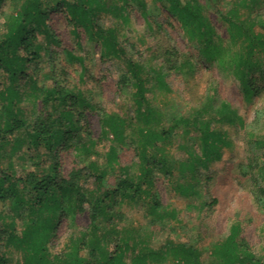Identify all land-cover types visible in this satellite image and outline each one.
<instances>
[{
  "label": "trees",
  "instance_id": "1",
  "mask_svg": "<svg viewBox=\"0 0 264 264\" xmlns=\"http://www.w3.org/2000/svg\"><path fill=\"white\" fill-rule=\"evenodd\" d=\"M5 1L0 0V8ZM153 1L166 5L168 13L177 20L187 38L195 43L196 56L202 63L216 65L222 71L231 70L244 98L262 94L253 73L260 74L259 64L254 58L257 54H264V21L243 18L241 13L244 9H252L256 0H238L221 15L227 35L226 45L216 39L215 30L203 15L198 0ZM131 3H136L145 15L144 0H24L3 24L0 32V76H4L0 83V151L8 145L12 154L17 153L24 144V140H18L16 135L22 129L28 137L27 154L36 168L39 166L37 157L30 152L39 147L54 157L59 150L71 147L83 155L94 153L93 148L98 142H80V133L90 134L85 128L87 122L83 111L93 109L81 94L56 85L44 93L42 107L34 119L28 122L23 118L22 103L29 100L35 106L39 99L35 74L28 73L27 69L29 65L38 63L41 53L47 51L38 43V37L50 40L49 15L57 10L65 15L74 34L81 29L91 39L97 40L103 58L125 62L126 74L122 83L131 81L135 89L136 119L130 122L114 116L103 117L99 140L110 142L105 158L111 166L117 163L115 144H124L130 137L135 144L137 169L134 176L120 178L114 187L105 188L107 172L94 162L74 169L68 175L61 172L58 161L54 162L49 173L31 171L21 177H17L10 166L0 168V203L6 208L3 214L0 213V250L5 247L21 256L20 262L12 263L6 252L0 253V264H162L167 258L172 259L173 264H200V254L192 246L168 241L159 248H153L142 238L141 232L133 234L118 229L112 221L122 220L117 209L121 202L138 200L141 195L148 197L150 194L152 219L165 217L153 200L152 174L159 170L165 177H170L174 171L168 165L163 147L170 141L171 131L191 125L199 132L201 155L188 153L189 159L180 163L181 171H189L195 179V163L206 167L211 157L219 158L220 147L228 145L224 133L215 126L227 123L243 127L244 120L226 102H221L216 108L210 103L208 107L213 115L207 119H202V111H196L191 119L173 118L167 129L159 128L161 114L148 106L145 94L149 91L147 84L153 78L159 88L167 87L164 74L152 71L143 60L132 62L126 59L118 30L95 24L101 14L128 22L127 7ZM255 26L262 31H256ZM46 54L52 56L50 52ZM170 56L175 58L169 70L181 74L196 71L197 64L191 57L182 56L178 60V55L177 58L174 54ZM18 80L31 84V92L23 95L16 87ZM260 115L264 125V110ZM131 128L133 132L128 136L127 130ZM75 139L79 140L77 146L71 145ZM253 143L263 147L264 136L254 139ZM256 165L257 179L264 180V158L260 165ZM88 180L94 186L86 191L83 185ZM257 188L256 205L264 213V186L259 184ZM178 190L184 195L194 193L191 184L179 186ZM86 205L91 207L88 226L77 235H71L61 253L51 254L49 243L58 222L61 219L75 220L78 214L85 212ZM16 219L21 222L19 232L16 231ZM262 230L264 232V226ZM241 231V223L234 221L227 237L212 247L210 255L216 264H264L241 239Z\"/></svg>",
  "mask_w": 264,
  "mask_h": 264
},
{
  "label": "rangeland",
  "instance_id": "2",
  "mask_svg": "<svg viewBox=\"0 0 264 264\" xmlns=\"http://www.w3.org/2000/svg\"><path fill=\"white\" fill-rule=\"evenodd\" d=\"M23 1L6 0L1 6L0 32L3 24ZM236 1L238 0H198L203 15L215 30L216 39L223 45L228 41L221 15ZM144 3L145 15H142V10L136 3H131L127 7L128 22L123 23L119 18L101 14L95 24L101 28L118 30L119 43L126 52V59L132 62L143 60L152 71L164 74L167 87L159 88L154 78H151L147 84L149 91L145 94L148 106L161 114L159 128L167 129L173 118H190L196 111H202V119H207L213 115L208 107L210 103L216 108L221 102H226L237 112L244 120V126L227 123L215 126L224 133L228 145L221 146L219 158L211 157L206 167L195 163V179H192L189 171H181L180 163L189 159L188 153L201 155L199 132L191 125L179 126L171 131L170 141L163 147L168 165L174 171L170 177H165L159 170H154L152 174L155 194L153 200L158 203V211L165 214V217L153 220L149 210L152 195H141L138 200L121 202L117 209L122 220H113L112 223L116 228L133 234L141 232L142 238L153 248H159L168 241L192 246L200 254V264H216L210 255L212 247L227 237L231 223L239 221L241 239L257 259L264 261V213L256 205L257 185L264 186V180L257 179L256 164L262 163L264 146L259 148L253 143L254 139L264 136L260 115L264 110V54L255 56L254 61L259 64L260 74L253 73L256 85L263 92L246 99L231 70L222 71L216 65L199 60L195 43L187 38L177 20L168 13L165 4L153 0H144ZM241 13L243 18L264 21V0H256L252 9H244ZM48 25L50 40L44 36L38 37V43L47 51L41 53L38 63L29 65L27 69L28 73L35 74L39 99L35 106L29 100L22 103L23 118L31 122L42 107L44 93L58 85L74 94H81L93 106V109L83 111L87 122L85 128L90 134L80 133V142L92 140L98 143L93 148L94 153L89 156L72 147L59 150L56 157L52 153H45L43 147L32 149L30 154L35 155L38 160L39 166L36 168L27 154L28 137L21 129L16 135L18 140H24V144L15 154L6 145L0 151V168L10 166L16 176L21 177L31 171L49 173L54 162L58 161L61 172L68 175L72 170L94 162L107 172L104 187L112 188L118 179L134 176L137 169L135 144L130 137L124 144H115L117 163H112L111 166L106 163L105 158L110 142L99 140L100 121L103 117L114 116L130 122L136 119L133 98L135 89L131 81L122 83L126 74L125 62L103 58L97 40L91 39L81 29L74 34L65 15L57 10L50 13ZM255 30L262 31V28L255 26ZM47 52L52 53V56H48ZM170 54H174L176 58L178 55V60L182 56L191 57L197 64L196 71L193 74H181L169 70L175 58ZM2 79L4 76L1 75L0 83ZM31 86L23 80L16 82L17 89L23 95L31 92ZM132 132L133 128L127 130L128 136ZM71 145H79V140L75 139ZM189 184L193 185L194 193L184 195L179 192V186ZM93 186L92 181L88 180L83 189L88 191ZM90 208L86 205L85 212L78 214L75 220L61 219L58 222L49 243L51 254L61 253L68 238L88 226ZM5 211L6 208L0 203V213ZM20 230L21 222L16 219V231ZM4 252L12 263L20 262L19 253L1 247L0 253ZM162 264H173V260L167 258Z\"/></svg>",
  "mask_w": 264,
  "mask_h": 264
}]
</instances>
